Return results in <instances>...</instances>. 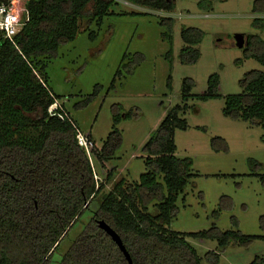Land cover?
Wrapping results in <instances>:
<instances>
[{"label": "trees", "instance_id": "obj_1", "mask_svg": "<svg viewBox=\"0 0 264 264\" xmlns=\"http://www.w3.org/2000/svg\"><path fill=\"white\" fill-rule=\"evenodd\" d=\"M122 1L167 13L174 9L173 0ZM25 4L30 20L14 38L15 45L0 42V264H52L86 211L91 214L89 220L57 264H128L111 237L98 227L99 221L118 235L131 264H201L187 239L215 241V250L208 251L205 260L218 264L228 247L264 240V236H245L238 230L222 232L216 227L195 233L169 230L192 164L189 158L175 156L174 131L186 129L185 120L179 117L180 106L167 111L145 143V172L138 181L125 188L123 179L112 181L110 170L105 183L112 182L111 190L104 192L106 184L94 180L93 167L77 144V126L48 87L46 68L58 57L60 47L72 42L82 28L88 31V39L94 40L96 34L90 28L101 25L105 18L142 14H114V0H26ZM252 12L264 13V0H255ZM81 21L84 27H80ZM172 22L171 18L159 20L166 31L161 34L163 40L170 41ZM255 25L262 28L261 22ZM201 37L197 29L180 30L182 64L196 62L198 51L192 46L199 44ZM255 43H260L256 50ZM255 43L246 38V51L250 50L246 57L264 66V44L259 39ZM135 58L133 66L142 56ZM127 72L132 73L133 67ZM216 82V76L209 79L210 94ZM191 85L183 81L182 100L187 99ZM239 87L240 94L226 97L224 115L264 131V73L247 72ZM54 104L58 106L52 108ZM118 120L115 115L113 124ZM114 125L102 146L92 153L98 164L111 160L121 145ZM29 130L31 137L26 135ZM258 180L264 185V172ZM259 221L264 228V215ZM232 223L236 228L237 221L232 219ZM249 264H264V257H255Z\"/></svg>", "mask_w": 264, "mask_h": 264}, {"label": "rangeland", "instance_id": "obj_2", "mask_svg": "<svg viewBox=\"0 0 264 264\" xmlns=\"http://www.w3.org/2000/svg\"><path fill=\"white\" fill-rule=\"evenodd\" d=\"M114 1V14L142 15L105 18L101 25L90 28L96 34L94 40H89L88 31L82 28L72 42L60 47L58 57L46 68L48 87L58 96V105L80 133L91 137L92 147L86 154L94 180L105 183L111 170L112 181L123 179L125 188L138 181L145 172V143L167 111L180 106L179 117L185 120L186 129L174 131L175 156L189 158L192 164L169 230L195 233L216 227L222 232L238 230L245 236H264L259 221L264 215V185L258 180L264 172V131L224 115L225 99L240 94L243 76L250 71L264 73L263 65L246 57L250 51L246 44L238 48L234 42V36L243 35L264 44V13L252 12L255 0H173L170 13ZM199 2L204 4L199 7ZM161 18L173 21L170 41L161 37L166 32L159 25ZM184 27L202 33L199 44L192 46L198 58L191 64L179 61L183 48L180 30ZM258 47L260 43H255L254 49ZM137 54L142 59L133 66ZM132 67L133 72H127ZM212 76L217 82L210 94ZM184 80L192 83L186 100H182ZM115 115L119 120L114 125ZM113 125L121 145L111 160L98 164L92 153L102 146ZM28 133L33 135L31 130ZM105 184L104 192L110 191L112 182ZM94 203L97 205V200ZM90 216L89 211L83 214L52 264L59 262ZM232 219L237 221L236 228ZM187 242L201 264H210L205 254L215 250V241ZM255 257H264V240L228 247L218 264H249Z\"/></svg>", "mask_w": 264, "mask_h": 264}, {"label": "built area", "instance_id": "obj_3", "mask_svg": "<svg viewBox=\"0 0 264 264\" xmlns=\"http://www.w3.org/2000/svg\"><path fill=\"white\" fill-rule=\"evenodd\" d=\"M29 20L30 16L25 0H0V42L8 41L15 45L14 38L28 24ZM76 137L77 144L87 153L92 147V142L79 131H77Z\"/></svg>", "mask_w": 264, "mask_h": 264}, {"label": "water", "instance_id": "obj_4", "mask_svg": "<svg viewBox=\"0 0 264 264\" xmlns=\"http://www.w3.org/2000/svg\"><path fill=\"white\" fill-rule=\"evenodd\" d=\"M246 38L243 35H236L234 36V42L236 43V46L238 48H242L244 46ZM98 227L103 230L107 235L111 237V239L115 242V244L118 246L119 250L122 252L123 256L127 260L128 264H131V259L126 252L125 248L123 247L118 235L103 221L98 222Z\"/></svg>", "mask_w": 264, "mask_h": 264}]
</instances>
